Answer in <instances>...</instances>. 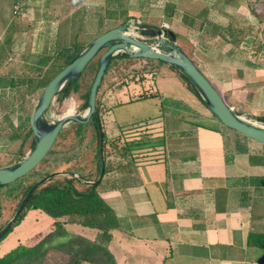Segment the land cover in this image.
<instances>
[{
  "label": "crops",
  "instance_id": "obj_1",
  "mask_svg": "<svg viewBox=\"0 0 264 264\" xmlns=\"http://www.w3.org/2000/svg\"><path fill=\"white\" fill-rule=\"evenodd\" d=\"M14 1L0 0L4 160L30 125L32 69L110 20L169 27L234 112L264 115V17L252 0H35L13 14ZM158 66L154 83L105 90L106 148L123 178L100 192L117 221L108 250L117 264H264V145L224 129L170 65Z\"/></svg>",
  "mask_w": 264,
  "mask_h": 264
},
{
  "label": "trees",
  "instance_id": "obj_2",
  "mask_svg": "<svg viewBox=\"0 0 264 264\" xmlns=\"http://www.w3.org/2000/svg\"><path fill=\"white\" fill-rule=\"evenodd\" d=\"M176 37H178L177 34ZM180 41L182 43L179 44L181 48L189 57H191L192 54L189 48L185 46L183 40L180 39ZM86 45H81L73 42V44L69 47L67 46V44H65L60 49H58L57 53H54L53 56H47L43 58L41 60L42 68L37 70L32 69L31 73L33 74L28 79L29 90L34 91L40 87L43 88L47 84V82L60 69H62L66 64L72 61ZM128 58L131 57H129L124 52H120L111 58L109 65L103 75L99 89L103 83L104 76H106L111 66L123 59ZM94 61L97 66L98 59H93L87 65L85 70L90 67ZM57 67L58 70L53 72V70ZM171 68L176 71V73H178L179 77L186 83V85H188V87L193 90V92L198 96V98H200V100L204 104L202 97L190 83V81L185 77V75H183L174 67L171 66ZM85 70L82 72V74L85 72ZM82 74L72 82L66 83L58 91L56 97L59 100H62L71 94H76L79 98L83 99L80 107L82 109H85L88 106V89L92 83L93 78L88 84H82L80 82ZM96 107L98 111V106L96 105ZM257 119L264 122V115L257 117ZM72 123L75 128L74 134L76 136L80 135L81 137H83V134L86 132L88 124L91 123L93 125L96 133V159L97 172L99 175L100 159L98 154V131L93 118H91L86 123ZM103 134L104 140L102 155L104 161V174L100 182L88 183V181H91L90 179L96 180L98 175L95 178H90L92 177V175L87 178L83 175L75 176L74 172L66 171L67 174L61 177H59V175L57 176L56 173H48L45 180L43 177L42 179L28 185L26 189H24L23 196L18 203V206L20 205L22 199L25 197L29 189L39 181L44 180L32 192L22 210L14 218L10 227L2 236H0V240L11 230L14 224H17L21 221L25 214V210L29 208L40 209L48 213L54 219L55 228L45 236L40 237L38 241L32 244H30L32 241L28 240L11 248L0 256V264H42L45 256L51 249L60 250L64 253V255H67V264H82V262H88L91 264H117L113 255L106 246L107 241L111 236L110 230L115 228V226L117 225L116 216L112 208L108 206L100 196V192L103 190V188H106V184L107 187H117L118 185H120V183H123V181H121L123 178L120 177V163L118 162V166L114 165V163L111 165V162L109 160L110 152L106 150L107 139L104 130ZM29 140L30 147H32L34 140L30 125L27 131L24 133L23 139L21 141V147L19 148V152L22 153L21 157L25 152L24 150H22L24 149L23 144H25ZM139 145L140 144L136 145L135 142H132L128 145L129 147L127 146L128 148H123V153L125 154L126 152H129L131 146L135 148V146ZM49 152H51V149ZM46 156L42 159V161L45 160ZM31 172L12 183L0 185V189L3 187L10 188L13 185L18 186L20 182ZM67 224H76L80 227L95 229V238L90 239L77 233H71L66 230Z\"/></svg>",
  "mask_w": 264,
  "mask_h": 264
},
{
  "label": "water",
  "instance_id": "obj_3",
  "mask_svg": "<svg viewBox=\"0 0 264 264\" xmlns=\"http://www.w3.org/2000/svg\"><path fill=\"white\" fill-rule=\"evenodd\" d=\"M132 20V25L128 20L94 37L72 61L47 82L29 117L34 143L30 151L19 161L0 167V185L12 183L31 172L48 154L58 134L68 123H86L91 118L98 131L100 172L96 180L88 181V183L101 181L104 174L102 155L104 134L96 107V95L111 58L120 52L126 53L129 57L156 59L174 67L190 81L202 97L207 109L220 123L264 145V122L252 120L234 112L195 61L177 43L176 35L171 29L145 24L136 19ZM133 31L149 38L140 39L133 34ZM98 54L100 55L96 71L88 89V106L83 114L68 113L55 122L47 121L46 112L58 91L66 83L80 76ZM43 181H39L29 189L18 206L14 218L22 210L32 192ZM13 219L0 229V236L7 231Z\"/></svg>",
  "mask_w": 264,
  "mask_h": 264
},
{
  "label": "rangeland",
  "instance_id": "obj_4",
  "mask_svg": "<svg viewBox=\"0 0 264 264\" xmlns=\"http://www.w3.org/2000/svg\"><path fill=\"white\" fill-rule=\"evenodd\" d=\"M252 2L255 4L254 6L255 9L253 12L264 17V0H252ZM111 22H115V21L114 20L108 21V26H105V27H103L102 25L101 27V30H103L102 32L114 27L112 26ZM78 28L80 31L81 26ZM133 34H139V36H141V34L137 33V31H133ZM94 37L89 36L86 38H81L79 35L76 37L77 40H75V42L77 44L86 45ZM143 37L144 39L149 38L146 35H143ZM73 42H74L73 39L71 41L67 39L66 41H63L62 44L63 45L67 44V46L70 47V45H72ZM177 43L182 44L180 41H178ZM243 45L247 46L246 43H243ZM259 49H264V48L263 46L260 45ZM99 55L100 54H98L94 58V60L98 59ZM260 56L263 57L264 53H261ZM158 65L169 68L166 65V63L162 61H159L156 59H144L140 57H131L128 59H123L111 66L106 76H104L103 83L100 89L98 88V92L96 95V105L98 106L99 119L103 127V130L105 128L103 124H106V121H107L106 120L107 116L105 115V113L108 110L106 105H102L104 101L103 99L105 97L104 95H105L106 88H108V86H111V85L116 88H121L122 86L126 84L137 83V82L154 83V81L157 80V78L159 77V74H156V72L159 71ZM96 67L97 66L94 61L93 64L85 70V72L82 74V77L80 79V82L82 84H88L92 80V78L94 77L95 71H96ZM56 70H58V67L54 69L53 72H55ZM174 72L177 78L181 81V83L186 86V83L179 77L178 73H176V71ZM188 88L197 99L198 96L193 92V90L190 87ZM42 89L43 88L40 87L34 91H30V90L27 91L29 97H27L26 100L27 101L30 100V103L34 105ZM22 91L23 90H20L18 94H16L17 92L14 93L12 91V95H16V97H20V95L22 94ZM17 102H19V100H17ZM82 102H83V99L79 98L76 94H71L62 100H59L55 96V98L52 100L46 112V120L49 122H55L62 115L68 114L67 111L70 107L71 109L75 107V109H73L74 110L73 114L82 115L84 110L86 109V108L82 109L80 107ZM164 103L166 102L164 101ZM198 106L202 111L208 112L207 110L204 109L206 106L204 107V104L202 103L200 98H198ZM30 109H32V107H30ZM136 109L137 107L135 106L134 108L135 113H136ZM247 118L259 121L258 119H255L253 117H247ZM18 121L19 120L17 119V124H18ZM72 124H73L72 122L68 123L60 131L61 132L59 133L60 135L58 134L54 144L51 147V152H48L45 160L41 161L34 168V170L20 182L18 186L13 185L10 188L3 187L0 189V229L8 221L14 218V215L18 208V203L20 202L23 196L24 189H26L28 185L34 183L35 181L42 179L43 177L45 180L46 175L48 173H56L57 176L59 175V177L66 175L67 174L66 171H72L74 172L75 176L83 175L84 177H87V178L90 177L91 175L92 177L90 178H95L98 175L97 159H96V137H95L96 133H95V129L93 125L91 123L88 124L86 132L83 134V137H81L80 135L76 136L74 134L75 128ZM223 127L226 130H230L226 128V126H223ZM106 134L109 135V132H106ZM132 136L133 134L128 137H132ZM18 140L19 142L16 143V152L10 155L7 160L0 158V167L11 165L20 160L21 154H22L19 152L20 151L19 146L21 145V144L19 145L20 137L18 138ZM109 142L110 140H107L106 143L109 144ZM29 143H30V140L26 142L25 144H23L24 149L22 150L25 151V152L23 151L24 155H26L31 149ZM109 146L110 145H108L106 150H109ZM114 146L116 148L118 147L115 144ZM109 151L111 154L115 150L112 149ZM151 156H152L151 154L147 155V157L149 158ZM112 157L113 158L115 157L113 160L117 161V157L114 154H111V158ZM111 158H109V160ZM112 164L113 162H111V165ZM90 180L92 181L93 179H90ZM24 213L25 214L23 218L21 219V221L18 222L17 224H14L11 230L4 237L1 238L0 256L22 242L31 240L32 242L30 244H32L38 241L40 237L45 236L47 233H49L55 228L54 219L48 213L40 209L29 208L25 210ZM74 226H78V225L67 224L66 230L71 233H77V234L83 235L90 239L95 238L96 233L93 232L92 230H89L92 232V233H89L87 232L88 229L85 227L81 228L80 226L78 227H74ZM67 259H68V256L64 255L62 251L51 249L49 250L48 254L45 256V259L42 264H67ZM82 264H91V263L82 262Z\"/></svg>",
  "mask_w": 264,
  "mask_h": 264
},
{
  "label": "built area",
  "instance_id": "obj_5",
  "mask_svg": "<svg viewBox=\"0 0 264 264\" xmlns=\"http://www.w3.org/2000/svg\"><path fill=\"white\" fill-rule=\"evenodd\" d=\"M32 1H35V0H16L13 4V8H12L13 14L19 13L25 7V5H27L28 3L32 2ZM129 22H130V24H133V21L131 19H129ZM135 35H136V37H138L140 39H144L142 34H141V36H139V34H135Z\"/></svg>",
  "mask_w": 264,
  "mask_h": 264
},
{
  "label": "bare ground",
  "instance_id": "obj_6",
  "mask_svg": "<svg viewBox=\"0 0 264 264\" xmlns=\"http://www.w3.org/2000/svg\"><path fill=\"white\" fill-rule=\"evenodd\" d=\"M73 109H75V107L72 108V109H71V107H70V108L68 109L67 113H73V111H74ZM65 114H66V113H65Z\"/></svg>",
  "mask_w": 264,
  "mask_h": 264
}]
</instances>
